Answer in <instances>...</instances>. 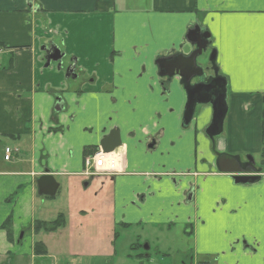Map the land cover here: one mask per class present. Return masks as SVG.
<instances>
[{
    "label": "crops",
    "instance_id": "obj_1",
    "mask_svg": "<svg viewBox=\"0 0 264 264\" xmlns=\"http://www.w3.org/2000/svg\"><path fill=\"white\" fill-rule=\"evenodd\" d=\"M197 26L210 35L207 53L215 51L227 82V134L216 139L209 106L184 125L182 80L163 83L157 66L159 58L189 55L187 35ZM54 45L64 54L60 68L46 66ZM0 46V197L10 212L2 224L13 221L12 241L0 231L5 257L23 242L21 230L43 237L48 253L37 256L33 242L34 260L50 257L49 239L66 236L67 226L34 233L35 221H45L37 218V180L46 172L59 184L56 195L68 192L71 214L90 209L98 219L93 227L76 222L83 232L76 239L71 229L72 242L99 244L103 233L94 231L121 224L183 226L198 258L264 257L261 165L254 161L261 180L249 184L216 166L219 154L243 163L261 156L264 0H0ZM72 64L76 78L66 75ZM115 130L117 172L101 177L97 198L78 185L86 159ZM6 148L18 150L11 161Z\"/></svg>",
    "mask_w": 264,
    "mask_h": 264
},
{
    "label": "rangeland",
    "instance_id": "obj_2",
    "mask_svg": "<svg viewBox=\"0 0 264 264\" xmlns=\"http://www.w3.org/2000/svg\"><path fill=\"white\" fill-rule=\"evenodd\" d=\"M199 62L204 65V67L202 66L203 68L211 67V53L203 54ZM201 106H197L195 116L199 114V110L202 108ZM204 106H209L211 111H213L211 104ZM226 134L227 130L225 129V133L221 137L226 136ZM249 157L256 161L257 167H260V155H250ZM6 165L4 164V166ZM9 168L10 166L7 165L5 169L7 170ZM102 179L101 177L93 179L85 178L78 187L86 188V193L98 198L102 194V190L96 186L101 183ZM86 184L88 185L86 186ZM67 193L63 187L54 197H40L37 199L40 203L39 210L43 206L42 212H37L38 219L43 218L45 221H52L59 214H64L67 221L66 226L69 227L63 233L66 234L64 238H61L62 233H59L52 239H49L50 257L46 256L36 260L32 259L33 242H40L43 237L35 236V238H32L29 231L21 230L19 231V237H21L23 232L26 233L23 242L20 245L16 244L12 246L11 253L8 257H5L6 249L3 248V244L0 241V264H191L195 261L197 262H195L196 264H200L202 262L192 260L198 257L195 256L193 239L191 236L185 234L186 229L183 226H177L176 228L168 230L163 226L155 225H133L127 229L115 225L111 227V233L106 229L102 230V228L94 231L98 234L103 233L100 237L99 244L87 245L84 242L78 243L76 241H70L71 229L75 233L76 239L83 232L82 229L77 228L76 222H79L84 227L88 225L93 227L94 222H97L98 219L95 215L92 216L90 209H81V204L79 203H77V206L81 210L77 214H71L69 211L71 206L67 201ZM15 198L16 196L13 197L14 200ZM1 201L3 199L0 197ZM6 208L8 206L6 205L5 207L1 202L0 225L8 213H10L7 212ZM80 218H83V221ZM0 231L3 230L0 229ZM116 234L118 235L117 237ZM146 246L148 249H146ZM198 259L208 264L218 263L217 259L219 263L221 262V259L217 255L199 257ZM230 263L264 264V257L261 258L259 255H252L250 258H242L241 256L230 257V262L227 264Z\"/></svg>",
    "mask_w": 264,
    "mask_h": 264
},
{
    "label": "water",
    "instance_id": "obj_3",
    "mask_svg": "<svg viewBox=\"0 0 264 264\" xmlns=\"http://www.w3.org/2000/svg\"><path fill=\"white\" fill-rule=\"evenodd\" d=\"M188 41L194 48L189 55L182 53L174 54L168 57L159 58L157 66L159 67V75L161 77L173 78L179 76L188 94V101L190 100L192 106L188 111H185L184 120L188 125L193 119L195 105L211 104L213 107V120L209 129L213 131L210 136L211 139L219 136L223 132L225 117L227 114V82L225 78L219 76L218 69L213 67L215 64V51L211 52V64L214 76L207 77L206 81H199L193 83L195 79H201L210 71L205 70L198 64L199 58L207 53L210 46V35L203 33L200 27H195L190 30L187 35ZM48 67L52 62L58 63L59 68L62 65L64 54L54 45L45 50ZM76 65L72 64L67 69V77H77ZM211 79V80H210ZM189 115V116H188ZM209 134V133H208ZM122 144V140L118 130L112 131L100 143L101 150L104 153L115 152ZM246 163L241 162L237 157L227 154H219L216 162L217 170L220 173H227L233 176L235 184H249L261 180L260 170L254 167V160L250 157ZM88 184H86L87 186ZM38 194L43 197H54L59 188V184L54 176L49 172L42 174L37 180ZM146 249L148 247L146 246Z\"/></svg>",
    "mask_w": 264,
    "mask_h": 264
},
{
    "label": "trees",
    "instance_id": "obj_4",
    "mask_svg": "<svg viewBox=\"0 0 264 264\" xmlns=\"http://www.w3.org/2000/svg\"><path fill=\"white\" fill-rule=\"evenodd\" d=\"M2 47V46H0ZM213 67L216 68V65L213 64ZM263 104H264V97H263ZM192 106L191 101L189 100L187 102L185 111H188V109H190ZM198 106L195 105L194 109L196 110V107ZM189 116V115H188ZM184 125H186L185 120H184ZM208 133L211 136L213 134V131L211 129H208ZM261 141H262V150H261V167L264 171V107H263V112H262V119H261ZM95 150L92 151V153H94ZM67 225V221L66 218L64 216V214H59L57 216L56 219L52 220V221H35V225H34V233L35 234H40V233H45V234H50V233H54L57 232L60 229L65 228ZM119 227H123V228H128L129 225L127 224H121L119 225ZM1 230H4L7 234V240L8 241H12V237H13V221L12 218L9 217L6 219V221L2 224ZM118 235L116 234V237ZM34 252L35 254L38 255H47V249L45 247V245L42 242H36L34 244Z\"/></svg>",
    "mask_w": 264,
    "mask_h": 264
},
{
    "label": "built area",
    "instance_id": "obj_5",
    "mask_svg": "<svg viewBox=\"0 0 264 264\" xmlns=\"http://www.w3.org/2000/svg\"><path fill=\"white\" fill-rule=\"evenodd\" d=\"M17 152L18 150L6 148L5 160L10 161L13 158V155ZM116 170H117V162L112 154H105L102 151H99L93 156H89L86 159L85 175L87 177L110 176L116 173L117 172Z\"/></svg>",
    "mask_w": 264,
    "mask_h": 264
},
{
    "label": "flooded vegetation",
    "instance_id": "obj_6",
    "mask_svg": "<svg viewBox=\"0 0 264 264\" xmlns=\"http://www.w3.org/2000/svg\"><path fill=\"white\" fill-rule=\"evenodd\" d=\"M210 49V46H209V48H208V50ZM206 76H207V74L203 77V78H201V79H199V81H206ZM208 77V76H207ZM169 80V78H166V77H164L163 78V83H165V81H168ZM211 80V79H210ZM258 174H259V172H258ZM21 237H23L22 235H21Z\"/></svg>",
    "mask_w": 264,
    "mask_h": 264
}]
</instances>
